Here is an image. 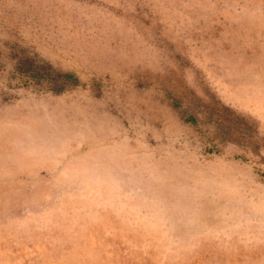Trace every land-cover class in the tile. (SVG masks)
<instances>
[{"label":"rangeland","instance_id":"1","mask_svg":"<svg viewBox=\"0 0 264 264\" xmlns=\"http://www.w3.org/2000/svg\"><path fill=\"white\" fill-rule=\"evenodd\" d=\"M0 264H264V0H0Z\"/></svg>","mask_w":264,"mask_h":264}]
</instances>
